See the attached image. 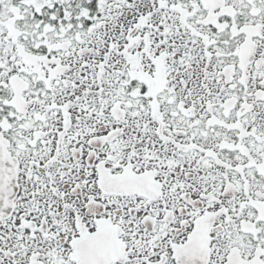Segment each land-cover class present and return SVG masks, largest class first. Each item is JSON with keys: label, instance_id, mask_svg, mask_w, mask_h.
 Listing matches in <instances>:
<instances>
[{"label": "snow or ice", "instance_id": "1", "mask_svg": "<svg viewBox=\"0 0 264 264\" xmlns=\"http://www.w3.org/2000/svg\"><path fill=\"white\" fill-rule=\"evenodd\" d=\"M0 264H264V0H0Z\"/></svg>", "mask_w": 264, "mask_h": 264}]
</instances>
